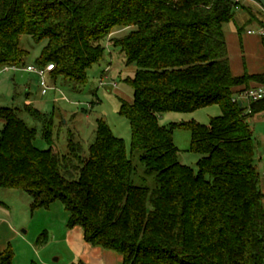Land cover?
Masks as SVG:
<instances>
[{"label": "trees", "instance_id": "1", "mask_svg": "<svg viewBox=\"0 0 264 264\" xmlns=\"http://www.w3.org/2000/svg\"><path fill=\"white\" fill-rule=\"evenodd\" d=\"M238 7L249 10L234 0H0L4 70L27 67L24 38L45 44L36 66L54 65V80L77 86L88 82L108 44L137 67L127 81L134 100L121 101L120 115L130 122L132 154H140L145 177L105 121L88 155L73 136L60 155L52 146L54 120L25 108L46 123L50 149L43 151L22 111L3 107L0 188L27 193L32 212L61 203L68 228L81 227L87 243L118 253L123 264H264V192L250 125L264 114V100L234 102L253 84L264 86V74L233 76L225 25ZM262 39L264 45V33ZM213 105L223 115L208 126L160 122L164 114ZM177 127L191 133L197 172L180 162ZM149 177L154 188L138 184ZM47 243L45 232L37 245ZM14 259L9 247L0 264Z\"/></svg>", "mask_w": 264, "mask_h": 264}, {"label": "rangeland", "instance_id": "2", "mask_svg": "<svg viewBox=\"0 0 264 264\" xmlns=\"http://www.w3.org/2000/svg\"><path fill=\"white\" fill-rule=\"evenodd\" d=\"M244 5L249 10L241 8L236 11V17L246 15L251 21L246 30L260 34L261 31H264L262 25L264 10L253 0ZM230 31H235L234 21L225 25V33ZM125 33L119 32L115 36H122ZM22 46L30 51L27 67L30 65L35 66V62L41 55L45 44L36 45L30 38H24ZM235 50L240 52L238 47ZM235 50L233 48V54ZM27 67L22 69L10 68L9 70L0 68V108H16L22 111L20 117L30 128L37 129L35 141L37 148L43 151L50 149V143L44 138L46 123L36 120L27 113L25 111L27 106H32L40 111L42 115L46 116L47 120H54V143L52 146L60 155L68 153L70 136H73L77 142L82 144L84 155H88L89 147L96 138L98 121H105L114 135L125 141L128 157L139 167L142 180L145 178L143 172H141L143 169L140 163V154H132V129L130 122L120 115L121 101L133 102L134 100V89L127 81L130 78L133 79L137 71L135 65L127 64V59L121 49L114 48L110 44L106 45L104 59L92 67L89 72L88 82L85 85L77 86L62 77L54 80L50 74L47 75V86L52 88L47 90V94H43L45 88L41 78L36 74L28 73L25 70ZM245 105L246 107L248 106L247 103ZM222 115L221 107L213 105L190 114H164L160 116V122L162 126L167 127L190 122L208 126L213 119ZM250 125L256 145V167L261 176L262 190L264 192V114L250 119ZM3 130L4 121L0 119V138ZM174 141L180 150V162L197 172L201 157L190 152L191 133L186 129L177 127L174 130ZM138 184L154 188L156 182L153 177H149L145 182H138ZM10 191L13 194L11 196L8 195L7 198L4 197V199L11 204L15 221H17L19 226H25L20 229V232L30 229L29 234L23 240L31 243L33 250L31 252L29 248L24 249L22 247L23 244L18 242L16 246L19 249V257L15 253L14 264H41L42 254L39 256L38 253H43L45 249V255L51 264H71L69 262L71 255L67 252L65 245L51 244L48 248L37 246V241L48 228L52 227V222L55 219L58 221L57 234L59 237L61 236V231L63 230L60 225L61 214L58 212L55 214L54 212L51 216V214H45L44 210H38L36 212L40 214L35 220H31L30 196L20 190L4 189H0V196ZM25 198L28 199L29 205L25 203ZM56 205L55 207L63 208L59 202ZM24 222H26V225H24ZM41 229L46 231H41ZM39 232L41 233L39 234ZM48 235L51 239L54 238L52 233L49 232ZM36 251L39 252L36 253ZM56 251L63 252V259L60 262L57 261L59 256L54 255Z\"/></svg>", "mask_w": 264, "mask_h": 264}, {"label": "crops", "instance_id": "3", "mask_svg": "<svg viewBox=\"0 0 264 264\" xmlns=\"http://www.w3.org/2000/svg\"><path fill=\"white\" fill-rule=\"evenodd\" d=\"M234 23L235 31L226 33L233 76L242 77L245 74H264V45L262 39L264 31H261L260 34H256L255 32L249 30L247 31L246 28L250 24V19L246 15L237 17L235 16ZM236 47L239 48L240 52L235 50ZM233 48L235 50L234 54ZM253 86H256V84H253ZM11 194H13L12 191H10L9 193H3L0 196V255L7 251L9 247H13L17 257H19V249H17L16 246L18 242H21L23 244L22 247L24 249L29 248L31 252H33V250L31 247V243H28L27 240H23L24 237L29 234L30 229L28 231L23 230V232H20V229L25 226H19L17 221H15L11 204L8 203L6 199H4V197L7 198L8 195L11 196ZM25 203L29 205V201L27 198H25ZM56 204L57 203L53 204L49 209H40V211L44 210L46 212H44L45 214H51V216L52 214H54V212L55 214H57V212L60 213V225L61 228H63V230L61 231V236L59 237L56 229L58 221L55 219L54 222H52V227L48 228L47 231L41 229V231H46L47 234L50 232L54 236V238L52 239L51 237H48V243L43 246L44 248H48L51 244L54 245L57 243L65 245L67 252H69V254L71 255V257H69V262L71 264L77 262H83L85 264L124 263V258L118 253L94 247L87 243L85 240L84 231L81 227L77 226L72 229L68 228L70 215L63 205V208L55 207L57 206ZM31 214V220H35V218H37L38 214L40 213L31 211ZM24 225H26V222H24ZM46 226L48 227V225ZM40 233L41 232H39V234ZM38 252L39 251H36V253ZM45 252L46 249L43 253H38L39 256L40 254H42L40 263L51 264V262L47 259ZM54 255L59 256L57 260L58 262L63 259V252L56 251Z\"/></svg>", "mask_w": 264, "mask_h": 264}, {"label": "built area", "instance_id": "4", "mask_svg": "<svg viewBox=\"0 0 264 264\" xmlns=\"http://www.w3.org/2000/svg\"><path fill=\"white\" fill-rule=\"evenodd\" d=\"M234 1L237 4H245V3L251 2L252 0H234ZM238 10H240V7L237 8V11ZM14 69H17V68H14ZM5 70H9V68ZM25 70L28 73L36 74L41 78L43 86L45 88V91L43 92V94H46L47 90L52 89L51 87L47 86L46 77L54 70V65H49L46 68H42L36 65L35 66L30 65ZM262 100H264V86L256 85V86H253L251 89L242 93L240 96H238L234 100V102H239V103L242 102L243 105L245 103L249 105L252 102H259ZM248 112H250V110Z\"/></svg>", "mask_w": 264, "mask_h": 264}, {"label": "water", "instance_id": "5", "mask_svg": "<svg viewBox=\"0 0 264 264\" xmlns=\"http://www.w3.org/2000/svg\"><path fill=\"white\" fill-rule=\"evenodd\" d=\"M256 2L262 7L264 10V0H256ZM240 107H243V103L240 102Z\"/></svg>", "mask_w": 264, "mask_h": 264}]
</instances>
